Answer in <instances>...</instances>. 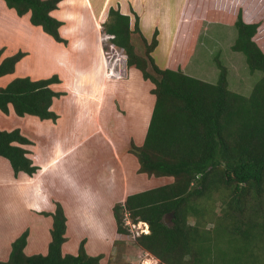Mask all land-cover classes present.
<instances>
[{
  "label": "trees",
  "instance_id": "1",
  "mask_svg": "<svg viewBox=\"0 0 264 264\" xmlns=\"http://www.w3.org/2000/svg\"><path fill=\"white\" fill-rule=\"evenodd\" d=\"M60 1L4 0L17 15L29 13L30 23L55 41L67 43L59 32L62 21L50 13ZM234 24L232 50L244 54L250 72L260 73L249 95L229 88L227 70L219 60L215 82L180 68L160 67L152 55L157 31L147 41L137 14L130 28L129 16L110 7L102 23L103 33L112 36L108 42L122 50L124 65L137 68L153 84L154 103L144 140L140 145L130 143L137 171L172 178L113 205L114 244L132 235L125 224L127 213L133 223L148 224V232L137 233L135 242L159 264H264V50L254 38L259 21L244 20L239 10ZM134 33L143 43L142 54L135 51ZM2 52L0 48V76L12 73L26 54L18 50L2 58ZM59 82L57 74L16 77L0 88V110L8 114L11 106L18 116L55 122L59 115L51 105L65 92L51 85ZM28 144L31 141L19 128L0 129V156L8 160L14 176L19 172L32 176L39 169L28 156ZM42 212L52 218L47 252L25 253L26 228L11 242L9 255L0 264H103L102 253H87L85 239L76 254L62 253L67 218L60 202L55 201L53 212ZM170 212L167 224L164 217Z\"/></svg>",
  "mask_w": 264,
  "mask_h": 264
},
{
  "label": "rangeland",
  "instance_id": "2",
  "mask_svg": "<svg viewBox=\"0 0 264 264\" xmlns=\"http://www.w3.org/2000/svg\"><path fill=\"white\" fill-rule=\"evenodd\" d=\"M193 2L196 5V16L201 14L203 18L181 25L176 40L177 50L173 52L172 63L168 64L169 66H166L165 56L162 55L163 52H167L165 50L169 39L160 37L161 48L155 50L153 54L155 62L160 67L180 68L191 76L215 82L219 74L217 67L219 60L227 70L229 88L242 95H249L260 73L250 72L244 54L232 50L237 35L234 23L239 10L244 20L259 21L260 26L254 38L264 50V0H188L189 5ZM169 5L172 13L175 1L170 0ZM61 10H66V7H62ZM219 10L221 16L214 20V16L219 15ZM5 13L7 12L0 7V24L8 22ZM75 16L78 18L75 17L77 21L81 19L82 23L85 22V26L84 24L82 28L77 26L74 31L71 30L70 34L65 35L67 43L55 41L43 30L40 32L44 37L30 34L29 38L23 39L17 37L13 31L5 33L3 37L2 32L6 30L0 25V48L3 51L1 57L20 49L26 52L12 73L0 76V88L5 87L16 77L29 76L32 79H39L57 74L60 78L65 77L63 75L67 74V70L78 73L91 66L98 68L100 53L96 48L97 31L94 24L88 15L84 14L83 17L77 13ZM61 32L64 33L63 30ZM105 36L106 34H102V43L105 44L103 49L109 52L110 44L104 39ZM7 38L10 39V43L4 41ZM132 42L135 51L142 54L144 46L139 34H132ZM73 44H79L81 48ZM116 57L122 61L118 63L122 71L130 74H126L127 78L124 76L109 79L112 85L107 86L101 114L95 112L97 98L91 95L94 86L81 83L78 79L72 82L74 79L67 76L64 78L66 85L63 88L66 95L55 97L51 106L57 104L56 108L59 110L58 121L51 120L53 126L52 123L45 122L35 115L18 116L13 109L8 114L0 110V129L19 128L31 141L26 148L42 163L46 161V154L49 153L46 151L49 143L58 141L61 151L67 150L65 158L44 173L47 193L53 194V198L44 200L40 210L30 209L28 204L38 202L37 198L30 194L19 198L12 189L15 186L12 182H7L6 187H0V230L26 228H29L28 231L32 230V241L26 251L28 255L47 252L51 215L41 211L50 213L48 210L54 201L61 200L65 202L68 211L65 234L67 239L62 247L63 254H76L80 241L85 239L89 254L104 252L103 264H159L152 254L136 244L132 235L125 237L120 244L115 245L111 242L116 230L112 205L122 198L123 192L126 190L129 195L172 180L170 177H148L137 171L138 162L129 151L130 143L132 140L134 144L140 145L143 141L154 103V95L150 93L153 84L149 80H144L138 71L125 66L123 56L118 54ZM131 70L136 75L131 74ZM134 76L136 80L132 83ZM114 81L119 87L113 86ZM61 89L58 91H62ZM83 90L87 92L84 93ZM68 95L71 96L70 99H67ZM64 98L67 99L65 102ZM112 103L117 107L114 108ZM53 110L55 111L54 108ZM115 158L121 160L122 164H118ZM5 162L7 164L5 163L4 168L0 170L4 179L6 171L12 170L8 161ZM111 166L118 170L116 173L119 179L113 188H106L103 179L99 178L107 175ZM123 166L125 172L123 170L124 174L120 178ZM65 171L67 175L62 173ZM208 204H211V200ZM214 204L218 212L219 201H214ZM170 219L171 215L166 214L164 220L167 224L170 223ZM211 225V222H208L206 227ZM7 237H11V233H7ZM7 251H10L9 248ZM7 254L8 252L0 254V260H5L9 255Z\"/></svg>",
  "mask_w": 264,
  "mask_h": 264
},
{
  "label": "crops",
  "instance_id": "3",
  "mask_svg": "<svg viewBox=\"0 0 264 264\" xmlns=\"http://www.w3.org/2000/svg\"><path fill=\"white\" fill-rule=\"evenodd\" d=\"M67 1H69V0H61L58 3L57 8L50 12L51 15H53L54 17H56L57 19L62 21V24L59 27V32H60L61 36L63 38H65L64 37L65 35L70 34V31L72 30V26L74 24H77V25L76 26L74 25L73 29H76L77 26L82 28L83 24L85 26V22L84 21H83L84 23H82L81 21L79 23V21H76V20L73 19V18H75V15L77 13L82 14L83 17H84V14L88 15V18L94 24L93 25L94 29L97 31V45L98 46H96V48L99 50V53H100V64H99L98 68H96L94 66L93 67L91 66V67L85 68L84 70L78 71V73H75V71L72 73V72H70V70H67V74H64L63 76H65V77L67 76L68 78H70V77L73 78L74 80L72 82H74L75 80L78 79V81H81V83L88 84V85H90L92 87L94 86L93 90L91 91V95L94 96V98H97V108L95 110V112L97 114L98 113L101 114V111H102L101 109L103 108V102H105L104 98L106 96V92H107V89H108L107 86L109 84L112 85V83L109 81V79H112L111 77H113L110 74H108V67L106 65L105 52L103 50V47H104L105 44L102 43V41H103L102 40V34H104L103 31H102V23L106 20L107 14H108V10H109L110 7H113L115 9H119V11L122 14H127L129 16V18H130V28H133L134 21H135V14H137V16L139 18V27H140L141 33L144 35V37L147 39V41H150L152 36H153L154 31L155 30L157 31L158 44L155 47V49L152 51V55L154 54L155 50H159L161 48L160 47V37H163L164 35H166L167 39H169L171 37L168 40V44L166 45V47H167L166 51L167 52L166 53H164V52L162 53V55L165 56L164 59H165L166 66H169L168 64L172 63L171 59H172V56H173V52L175 51V49L177 50V42H176V40H177V35H178V32H179V30L181 28V25L184 24V23H190V22H192V20L198 21L199 19L203 18L201 14H197V16H196L197 12L195 11V7H196L195 2H193V3H191L189 5L188 4V0H178V2H177V0H173V1H175V6L173 8H174V10H176V15H175V13L173 14L174 11L172 13L170 12V9H171V6L169 5L170 4V0H74V1L70 0L69 4L65 6L66 10H61L62 7L64 6V4ZM72 1H73L74 4L73 3L71 4ZM77 5H79V6H77ZM0 7L4 11L7 12V13H5V16L8 18V22H4V23L0 24L6 30L5 32H2L3 37H5V33L9 34V33H11V31H13L17 37L23 38V39H25L26 37L29 38L30 34H34V35L35 34H39L40 36L44 37L42 32H40L42 30V28L40 26L33 25V24L30 23V21H29V13H26V14H24L22 16L17 15L14 9L9 8V7L6 6L4 0H0ZM79 7H82V9H78ZM12 10L14 12H11ZM55 12L57 14H54ZM219 12L220 13H219L218 16H216V15L214 16V18H213L214 20H218V18L221 16V10H219ZM70 15H71V17H69ZM173 15L176 16L175 24L173 23L174 21L171 20ZM196 18H198V19H196ZM171 21H173L172 22L173 24H171ZM168 23H169V25L171 24L173 28H169L171 25L168 26L167 25ZM165 28L168 30V33H166L167 31L165 32ZM9 29H11V30H9ZM61 30H63L64 33H62ZM169 30H172V33L169 34ZM168 36H169V38H168ZM9 40L10 39L7 38L4 41L5 42L7 41V43H10ZM73 46L81 48V46L79 44L78 45H74L73 44ZM117 61H120V60H117ZM18 63L19 62H17V64ZM166 66L162 67V68H166ZM15 68H16V66H15ZM128 68L129 69H134V70L138 71L141 74V72L137 68H135L133 66L128 67ZM126 74H130V73H127V71H126ZM126 74L124 75L125 78H127ZM131 74H136V73L131 70ZM90 75L95 78L94 80L96 82L93 80L92 77H91L92 79L90 78ZM95 76H97V78ZM65 77L60 76V80L62 82L54 83V84L51 85V87L53 89H55V90H58V89L62 88L61 90L66 92L65 89L63 90V88L65 87V83H64L65 82V79H64ZM87 77H89V78H87ZM81 79L82 80L84 79L83 82H82ZM116 85L117 84H115V81H114L113 82V86H115V88H116ZM59 87H61V88H59ZM64 95H66V94H64ZM64 95H62V96H64ZM81 96H82V93H81ZM53 103H54V101H53ZM83 103L86 104L85 101ZM56 106H57V104H56ZM56 106L51 107V108L52 109L54 108L55 112L59 113V110L56 108ZM112 106H113V103H112ZM115 107H117V106H115ZM120 108H121V106H120ZM11 109H12V107L9 106V111ZM117 112H119V111H117ZM26 115H28V114H26ZM150 115H151V112L149 114L148 120L150 119ZM44 120H45V122L52 123L51 124L52 126L54 125L53 122L51 121V119H48V120L44 119ZM147 123H149V121ZM147 126H148V124L146 125V130H147ZM143 140H144V138H143ZM57 142L58 141L51 142V144L49 143V145H47L46 151L49 152V153L46 154V158H45L46 161L44 163H42L40 161V159L38 157H36V155L30 153V151H29L28 156L33 160L34 163L35 162L37 163V164L35 163L36 165L39 166V169L37 170L36 174L34 173L35 175L33 174V176H29V175H27L24 172L23 173L19 172L17 176H14L12 170L11 171L7 170L6 174H5L6 176L4 175V177L6 179H4V178H2L3 173H1V171H0V183H2V182L4 183V184H0V187H6V183L7 182H12L15 185L14 188H12V189H13L14 193L19 196V198H22V195L24 197L28 196L29 194L34 196V197H36V195H37L39 197V198H37L38 203L37 202L36 203L35 202H33V203L30 202L28 204V206L30 207V209H33V208L37 209L38 208L40 210V208L42 207V204L44 202L43 201L44 197H46L47 199H49V197L53 198V196H52L53 194H51V193L48 194L47 193V190H46L47 189V182H46V180H44V172H45V170H49L52 167H54L56 164L60 163L61 160L65 158V155L67 153L66 149L61 151L60 146L58 145ZM28 145H25V147H27ZM5 160H7V159H5L3 157L1 158V156H0V170L2 168H4V166L7 164L5 162ZM116 160H117L116 162L118 164H120L122 162L119 159H116ZM138 166H139V164H138ZM116 168H118V165H116ZM123 170L125 172L124 166L122 168V172H123ZM117 171L118 170L115 169V167L111 166L110 167V171L107 173V175L104 174L103 176H100L99 179L100 180L103 179V182L105 183L106 188H113V186H115L117 180L119 179V177H118V175L116 173ZM124 172L120 175V178L123 176ZM41 173H42V176H43L42 181L39 178V176H41ZM62 173L64 175H67L66 171L62 172ZM28 176H29V178H28ZM21 177H23V178H21ZM26 178H28V179H26ZM2 179H4V181H2ZM35 182H36V184H35ZM48 183L50 184L49 180H48ZM37 193H39V194H37ZM127 195H128V191L125 190L123 192L122 198L119 199L118 201H115L113 203V205L115 203H117V202H123ZM40 198H41V200H40ZM46 198H45V200H46ZM55 201H58V200H55ZM55 201H54L53 205L50 207L51 209L49 208L48 212L54 211V209H55ZM39 202H40V204H39ZM58 202H60L62 204V206H63L64 212H65V215H66V218H67V220H66V225H67V223H68V211H67L66 204H65L64 201H61V200L58 201ZM113 205H112V207H113ZM29 207H26V209H28ZM112 214H113V212H112ZM51 222H52V218H51ZM50 226H51V224H50ZM27 229H29V228H27ZM22 231H24V230H22V229H18V230H0V254H6L7 252L9 254V251H7V249L8 248H9V250L11 249V242L16 237H18L22 233ZM13 232H15V234H13ZM66 232H67V227H66ZM7 233H11V237H7ZM115 234H116V230L114 232L113 239L111 241L112 244H114ZM32 235H33L32 230H29L26 246L24 248L25 253H26V251L28 249L29 244L31 243L30 241H32L31 240L32 239L31 238ZM49 235H50V232H49ZM64 243L62 244V247H63ZM85 245H87L86 242H85ZM62 247H61V250H62ZM86 247L87 246H85V249L87 251ZM101 252H102V254L104 253L103 251H101ZM101 252H99V253H101Z\"/></svg>",
  "mask_w": 264,
  "mask_h": 264
},
{
  "label": "built area",
  "instance_id": "4",
  "mask_svg": "<svg viewBox=\"0 0 264 264\" xmlns=\"http://www.w3.org/2000/svg\"><path fill=\"white\" fill-rule=\"evenodd\" d=\"M110 38H112L111 35L106 34L105 36V40L108 41ZM110 47H109V52L105 51V58H106V65L108 67V74H110L113 77H123L125 74L122 71V67L120 64L121 60L119 62H117V55L120 54V56H123V61L125 60L124 58V54L122 52V50L118 51L113 44L109 43ZM118 65H120V67H118ZM125 224L128 226L129 230L132 233V237L135 238V235L137 233H141V232H148V224L146 222L143 221H139L138 223H133L131 221V219L128 217V214L125 213Z\"/></svg>",
  "mask_w": 264,
  "mask_h": 264
},
{
  "label": "bare ground",
  "instance_id": "5",
  "mask_svg": "<svg viewBox=\"0 0 264 264\" xmlns=\"http://www.w3.org/2000/svg\"><path fill=\"white\" fill-rule=\"evenodd\" d=\"M73 1H74V0H73ZM73 1L71 2V4L73 3ZM69 2H70V0L67 1V2L64 4L63 7H65L66 5H68ZM71 4H70V5H71ZM73 4H74V3H73ZM71 6H72V5H71ZM68 10H69V9H68ZM172 12H173V11H172ZM174 13H175V15H176V10H174L173 14H174ZM72 14H73V13H72ZM75 14H76V13H75ZM75 14H74V15H75ZM171 15H172V14H171ZM171 15H170V16H171ZM175 15H173V17H174V18L172 17L173 19L171 18V20L174 21V22L171 21V24H173V23L175 24V19H176V16H175ZM72 16H73V15H72ZM69 17H71V15H70ZM75 17H76V16H75ZM72 18H73V17H72ZM76 18H77V17H76ZM69 19H70V18H69ZM73 19H74V18H73ZM77 19H78V18H77ZM168 19H169V18H168ZM75 20H76V19H75ZM80 20H81V19L78 20L79 23H80ZM76 21H77V20H76ZM82 21H83V20H82ZM172 22H173V23H172ZM171 24H170V25H171ZM74 25L76 26L77 24H74ZM74 25L72 26V30H73V31H74V29H73ZM167 25L170 26L169 23H168ZM167 25H166V26H167ZM167 28H168V27H167ZM169 28H173L172 25H171ZM169 28H168V29H169ZM172 30H173V29H172ZM172 30H169V34L172 33ZM166 31H167V32H166ZM165 32L168 33V30H167L166 28H165ZM166 33H165V34H166ZM165 37H166V35L163 36V38H165ZM163 38H162V39H163ZM168 38H169V36H168ZM170 38H171V37H170ZM170 38H169V39H170ZM76 40H77V39H76ZM165 40H166V38H165ZM162 41H163V40H162ZM167 42H168V40H167ZM167 42H166V44H167ZM164 43H165V42H164ZM164 43H163V44H164ZM160 47H161V46H160ZM103 50H104V49H103ZM164 50H165V48H164ZM165 51H166V50H165ZM117 60H119L118 57H117ZM89 71H90V70H89ZM134 75H136V74H134ZM73 77H74V76H73ZM91 77H92V76L90 75V78H91ZM95 77L97 78V76H95ZM87 78H89V77H87ZM92 78H93V80L95 79L94 77H92ZM92 78H91V79H92ZM85 79H86V78H85ZM81 80H82V79H81ZM83 80H84V79H83ZM93 80H92V81H93ZM134 80H136V76H134V79L132 80V83H133ZM94 81H95V80H94ZM95 82H96V81H95ZM135 82H136V81H135ZM135 82H134V83H135ZM65 85H66V84H65ZM83 85H84V84H83ZM84 86H85V85H84ZM116 86H117V85H116ZM85 87H86V86H85ZM117 87H119V86H117ZM87 89H88V87H87ZM73 90H74V89H73ZM84 91H86V90H83V92H84ZM86 92H87V91H86ZM86 92H84V93H86ZM69 96H70V95H68V98H67V97H66V98H67V99H70L71 96H70V97H69ZM78 96H79V95H78ZM82 96H83V95H82ZM90 96H91V95H90ZM86 97H87V96H86ZM93 97H94V96H93ZM67 99L64 98L63 101L65 102V100H67ZM90 99H91V98H90ZM88 101H89V100H88ZM90 101H91V100H90ZM84 106H85V105H84ZM91 109H92V107H91ZM91 109H90V110H91ZM90 110H89V111H90ZM87 112H88V111H87ZM87 114H88V113H87ZM91 115H92V114H91ZM147 116H148V115H147ZM76 150H77V148H76ZM53 160H54V159H53ZM53 160H52V161H53ZM57 160H58V159H57ZM45 171H46V170H45ZM43 172H44V171H43ZM22 173H23V172H22ZM44 173H45V172H44ZM35 174H36V173H35ZM35 174H34V175H35ZM23 176H24V175H23ZM25 176H26V175H25ZM32 176H33V175H32ZM21 178H23V177H21ZM28 178H29V176H28ZM28 178H26V179H28ZM39 178H40L41 181H42V178H43L42 173H41V176H39ZM31 183H32V182H31ZM33 183H34V182H33ZM37 183H38V182H37ZM35 184H36V182H35ZM41 185H42V184H41ZM34 186H35V185H34ZM37 187H38V186H37ZM35 188H36V187H35ZM39 188H40V187H39ZM36 190H37V189H36ZM43 191H44V190H43ZM42 193H43V192H42ZM37 194H39V193H37ZM40 195H41V194H40ZM44 196H45V195H44ZM36 198H39V197L36 195ZM41 198H42V197H41ZM41 198H40V200H41ZM45 198H46V197H44V200H45ZM46 199H47V198H46ZM44 200H43V201H44ZM45 201H46V200H45ZM41 202H42V201H41ZM32 203H33V202H32ZM37 203H38V202H37ZM39 204H40V202H39ZM147 263H148V262H147Z\"/></svg>",
  "mask_w": 264,
  "mask_h": 264
},
{
  "label": "water",
  "instance_id": "6",
  "mask_svg": "<svg viewBox=\"0 0 264 264\" xmlns=\"http://www.w3.org/2000/svg\"><path fill=\"white\" fill-rule=\"evenodd\" d=\"M172 214H173V212H170V213H169V215H172ZM165 220H166V219H165Z\"/></svg>",
  "mask_w": 264,
  "mask_h": 264
}]
</instances>
